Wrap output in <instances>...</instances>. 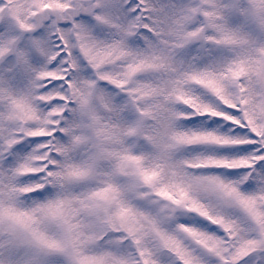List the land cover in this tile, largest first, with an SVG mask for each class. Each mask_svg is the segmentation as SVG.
<instances>
[{
  "label": "snow or ice",
  "instance_id": "snow-or-ice-1",
  "mask_svg": "<svg viewBox=\"0 0 264 264\" xmlns=\"http://www.w3.org/2000/svg\"><path fill=\"white\" fill-rule=\"evenodd\" d=\"M0 264H264V0H0Z\"/></svg>",
  "mask_w": 264,
  "mask_h": 264
}]
</instances>
